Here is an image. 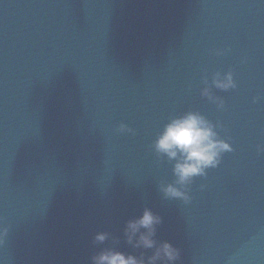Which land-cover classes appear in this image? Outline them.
<instances>
[{
  "label": "water",
  "instance_id": "water-1",
  "mask_svg": "<svg viewBox=\"0 0 264 264\" xmlns=\"http://www.w3.org/2000/svg\"><path fill=\"white\" fill-rule=\"evenodd\" d=\"M228 70L237 87L213 89L218 111L200 92ZM188 111L219 122L234 151L187 186L186 204L160 191L175 161L152 145ZM257 145L264 0H0V264H91L105 248L146 261L154 250L124 235L146 208L176 264H264Z\"/></svg>",
  "mask_w": 264,
  "mask_h": 264
},
{
  "label": "clouds",
  "instance_id": "clouds-1",
  "mask_svg": "<svg viewBox=\"0 0 264 264\" xmlns=\"http://www.w3.org/2000/svg\"><path fill=\"white\" fill-rule=\"evenodd\" d=\"M231 48L215 50L216 56L227 55ZM246 59V58H245ZM204 87L200 95L216 106L218 111L225 108L224 100L213 94V89L228 92L234 90L237 84L231 70L212 75L211 81L207 78L203 81ZM261 98L254 97L253 103ZM222 128L219 122L213 123L204 115L196 111H188L169 120L163 131L158 135L153 151L158 157H166L169 161H175L173 165L174 183L161 185L160 191L166 199H178L184 203H190L187 186L197 177H205L209 169L217 168L224 154L234 151L231 144L221 138L217 129ZM116 132L118 134H134L133 129L121 123ZM256 151L264 153V145H257ZM203 185L201 188L203 189ZM161 217L150 209H145L143 214L129 220L124 228L127 243L134 249L154 250L151 256L126 255L114 248H105L91 257V264H176L180 258L179 249L168 242L157 244L154 239L156 226L161 224ZM4 229L3 234H6ZM109 236L106 232H98L94 237V243L104 244Z\"/></svg>",
  "mask_w": 264,
  "mask_h": 264
}]
</instances>
